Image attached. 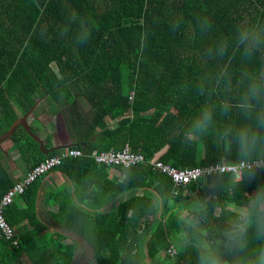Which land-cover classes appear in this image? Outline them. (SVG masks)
I'll return each mask as SVG.
<instances>
[{"label": "trees", "instance_id": "obj_1", "mask_svg": "<svg viewBox=\"0 0 264 264\" xmlns=\"http://www.w3.org/2000/svg\"><path fill=\"white\" fill-rule=\"evenodd\" d=\"M250 26L264 30V0H0V135L39 100L67 103L73 148L84 156L66 158L51 171L80 193L68 200L65 189L45 196L59 206L52 225L93 248L90 264H148L162 253V264H175L170 245L177 261L197 264L192 244L198 233L186 219L195 217L219 239L248 194L264 186V171L257 170L239 183L223 174L175 191L170 178L153 169L156 162L177 171L235 164L233 138L225 132L249 122L237 105L248 76L264 70V46L247 58L236 43L237 30ZM79 28L91 31L84 44L75 41ZM221 43L227 45L222 55ZM204 107L213 111L212 124L189 135ZM9 141L28 171L63 151L43 155L21 127ZM44 147H51L48 139ZM125 147L145 163L113 167L119 179H108L112 167L88 156ZM45 175L20 194L24 213L13 204L5 208L18 247L0 232V264H26L23 252L47 230L34 213ZM16 182L0 159V199ZM129 192L137 194L121 201ZM66 241L52 231L47 247L56 258L43 264H71L79 249ZM260 246L264 239L251 234L250 247Z\"/></svg>", "mask_w": 264, "mask_h": 264}, {"label": "clouds", "instance_id": "obj_2", "mask_svg": "<svg viewBox=\"0 0 264 264\" xmlns=\"http://www.w3.org/2000/svg\"><path fill=\"white\" fill-rule=\"evenodd\" d=\"M90 35L91 31L79 28L75 33V41L84 44ZM236 43L242 46L243 55L251 58L254 52L264 46V30L255 26L239 28ZM226 47V44L221 43L218 54L222 55ZM248 81L237 107L249 122L235 131L228 129L225 132V136L233 138L231 142L237 160L233 165L232 179L237 183L245 173L251 179L256 169L264 168V161L259 159L264 158V70L258 75L248 76ZM212 120V109L202 108L192 120L189 135L206 131ZM185 223L198 233L192 244L197 252V264H264V246L250 247L251 234L254 233L256 239H264V186H257L248 194L246 202L236 210L230 225L218 233L219 239L201 228L195 217H188ZM226 253L232 256L231 261L226 258Z\"/></svg>", "mask_w": 264, "mask_h": 264}, {"label": "crops", "instance_id": "obj_3", "mask_svg": "<svg viewBox=\"0 0 264 264\" xmlns=\"http://www.w3.org/2000/svg\"><path fill=\"white\" fill-rule=\"evenodd\" d=\"M77 102H79L81 108L85 110V106L81 104L79 100ZM67 110L68 105L64 102L61 103L60 106L55 105L54 103H50L48 100H39L36 104H34V108L32 109L31 114L29 115L28 124L30 130H33L34 134L43 140V144H45L46 139L49 140V142L51 143V147L46 149H51L58 144L73 142L66 125V119L63 115V112L64 114H67ZM0 159L5 165L8 173L12 177V180L14 181L19 182L20 179L28 171L27 166L20 159L16 144L9 141V139L5 140L1 144ZM115 178L119 179L122 178V176H120V173L112 167L109 169L108 179L114 180ZM39 182L40 188H42V190L37 193L34 213L36 217L40 221H42V223L47 227V230L44 232L42 237H37L36 239H33V241L23 252L22 261L26 264H43L45 262H53L56 258L53 248L47 247V241L50 237L51 232L55 231L53 228L59 227L53 226L51 219L52 216L58 214L59 206L56 204L53 198L46 199L47 196L45 195L47 193L52 194L65 189L67 191L65 196L68 200L70 197H73L74 199V195H79L80 193L71 181H69L66 177H64L57 171L49 172L44 177L40 178ZM135 194L137 193L129 192L127 194H124L121 198V201L130 199ZM13 205L19 212L21 211L24 213L25 205L20 195H17L15 197ZM79 206L84 208L83 205ZM109 207L110 205H107L105 210H108ZM22 215L24 216V214ZM26 229H29L28 225H26ZM69 243L72 242L67 239L65 244ZM45 249H47V251ZM78 249L79 250L77 252V258L83 254L82 250L79 247ZM165 255L166 253L159 254L154 260L146 259V262L148 264H162Z\"/></svg>", "mask_w": 264, "mask_h": 264}, {"label": "built area", "instance_id": "obj_4", "mask_svg": "<svg viewBox=\"0 0 264 264\" xmlns=\"http://www.w3.org/2000/svg\"><path fill=\"white\" fill-rule=\"evenodd\" d=\"M84 156L83 150H77L74 148L64 149L59 155L47 157L44 161L38 163L34 168L30 169L15 183L5 195L0 199V232L7 242H10L14 248L18 247V241L14 230L6 223L3 212L5 208L12 205L17 195L23 192L25 186L33 182L36 178L45 175L54 168L61 165L62 161L66 158H80ZM93 161L100 165L108 167H132L145 163V159L142 155L133 154L129 151L128 147H125L123 151L114 152L106 151L99 152L97 150L91 151L88 155ZM264 161V160H261ZM153 169L163 175L170 178L173 189L177 191L180 187H184L190 183L197 182L202 178H208L216 175L232 174L233 166H227L223 163L207 167L196 168L192 170L177 171L170 166L163 165L160 162H156L153 165ZM257 170L264 171V168H258ZM176 194V193H174ZM167 254L170 258L175 260V264H186L182 261H177V251L174 245H170L167 250Z\"/></svg>", "mask_w": 264, "mask_h": 264}, {"label": "water", "instance_id": "obj_5", "mask_svg": "<svg viewBox=\"0 0 264 264\" xmlns=\"http://www.w3.org/2000/svg\"><path fill=\"white\" fill-rule=\"evenodd\" d=\"M34 108V106L32 108L29 109V111L18 117L15 121H13L11 123V125L9 126V128L2 134L0 135V147L1 144L9 139V137L11 136V134L14 132V130L17 127H21L22 130L26 133L27 136H29L32 140H34L37 144H38V149L39 152L42 153L43 155H48L54 151H59V150H63V149H69V148H73L75 143L73 142H66L64 144H58L55 145V147L51 148V149H46L44 147L43 144V140L40 139L37 135H35L34 133L31 132L29 124L27 123V117L31 114L32 109ZM95 135H93L89 141L94 140ZM86 144L87 143H83L82 144V148L85 149L86 148ZM57 233L63 235L64 237H66L67 239H69L70 242L76 244L83 252V254L81 255L80 258H76L74 259L71 264H90L94 257H95V253L93 248L85 241V239L80 236L77 235L71 231H67L64 230L60 227H56L53 228Z\"/></svg>", "mask_w": 264, "mask_h": 264}, {"label": "flooded vegetation", "instance_id": "obj_6", "mask_svg": "<svg viewBox=\"0 0 264 264\" xmlns=\"http://www.w3.org/2000/svg\"><path fill=\"white\" fill-rule=\"evenodd\" d=\"M80 257H81V255L78 258H80Z\"/></svg>", "mask_w": 264, "mask_h": 264}, {"label": "rangeland", "instance_id": "obj_7", "mask_svg": "<svg viewBox=\"0 0 264 264\" xmlns=\"http://www.w3.org/2000/svg\"><path fill=\"white\" fill-rule=\"evenodd\" d=\"M29 264V263H28Z\"/></svg>", "mask_w": 264, "mask_h": 264}]
</instances>
